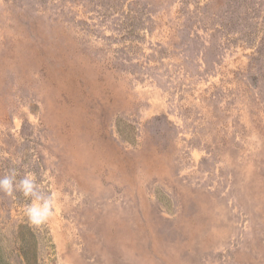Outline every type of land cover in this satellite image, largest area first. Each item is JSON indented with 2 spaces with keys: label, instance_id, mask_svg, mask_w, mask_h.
I'll use <instances>...</instances> for the list:
<instances>
[{
  "label": "rangeland",
  "instance_id": "rangeland-1",
  "mask_svg": "<svg viewBox=\"0 0 264 264\" xmlns=\"http://www.w3.org/2000/svg\"><path fill=\"white\" fill-rule=\"evenodd\" d=\"M0 264H264V0H0Z\"/></svg>",
  "mask_w": 264,
  "mask_h": 264
},
{
  "label": "clouds",
  "instance_id": "clouds-1",
  "mask_svg": "<svg viewBox=\"0 0 264 264\" xmlns=\"http://www.w3.org/2000/svg\"><path fill=\"white\" fill-rule=\"evenodd\" d=\"M16 177L15 169L0 177V193L13 197L14 193L19 191L23 197L29 198L30 202L24 206V215L31 225L42 226L54 215L56 208L54 196L40 190L34 174L27 173L19 181Z\"/></svg>",
  "mask_w": 264,
  "mask_h": 264
}]
</instances>
